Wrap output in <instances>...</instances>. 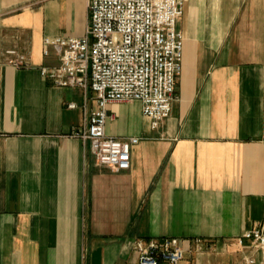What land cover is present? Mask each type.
<instances>
[{"label":"crops","instance_id":"obj_1","mask_svg":"<svg viewBox=\"0 0 264 264\" xmlns=\"http://www.w3.org/2000/svg\"><path fill=\"white\" fill-rule=\"evenodd\" d=\"M89 1L0 0V264H140L138 243L163 238L241 245L264 219V0H182L169 118L153 129L140 101L107 107L108 136L140 139L119 172L74 134L95 93L42 74L61 64L47 39L85 36Z\"/></svg>","mask_w":264,"mask_h":264},{"label":"built area","instance_id":"obj_2","mask_svg":"<svg viewBox=\"0 0 264 264\" xmlns=\"http://www.w3.org/2000/svg\"><path fill=\"white\" fill-rule=\"evenodd\" d=\"M88 8L85 36L46 40L58 53L61 64L43 68L42 74L57 86L95 93L98 108L91 113L88 127L74 134L90 144L100 165L126 171L131 168V150L140 139L108 136L107 107L140 101L153 129L169 118L182 72L183 34L178 22L184 5L182 0H90ZM4 55L13 67L30 66L27 56L15 49ZM246 241L259 251L264 264V219L239 242L245 245ZM202 248L198 242L196 249ZM138 250L140 264H179L186 254L176 238L141 241ZM247 263L256 264L254 259Z\"/></svg>","mask_w":264,"mask_h":264},{"label":"rangeland","instance_id":"obj_3","mask_svg":"<svg viewBox=\"0 0 264 264\" xmlns=\"http://www.w3.org/2000/svg\"><path fill=\"white\" fill-rule=\"evenodd\" d=\"M251 241H246L245 245L230 244L222 247L221 244L205 243L202 250L196 249L193 242L185 259L189 264H248L247 261L254 259L256 264H261V254L252 245Z\"/></svg>","mask_w":264,"mask_h":264}]
</instances>
